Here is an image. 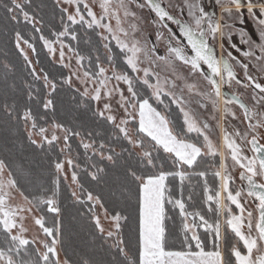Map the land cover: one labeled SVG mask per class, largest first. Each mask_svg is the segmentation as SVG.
I'll use <instances>...</instances> for the list:
<instances>
[{"label":"snow or ice","instance_id":"6c2138e0","mask_svg":"<svg viewBox=\"0 0 264 264\" xmlns=\"http://www.w3.org/2000/svg\"><path fill=\"white\" fill-rule=\"evenodd\" d=\"M47 6L0 0V264H264V0Z\"/></svg>","mask_w":264,"mask_h":264},{"label":"trees","instance_id":"16d2710c","mask_svg":"<svg viewBox=\"0 0 264 264\" xmlns=\"http://www.w3.org/2000/svg\"><path fill=\"white\" fill-rule=\"evenodd\" d=\"M36 2L39 3L40 0H36ZM46 3L48 6L44 8L43 12H41V15L44 16L45 22H46V27L44 28L45 35L48 34V27H54L58 25V19L56 17L59 12L58 9H53L52 0H46ZM2 17H3V10L0 9V59H2L4 55L7 53L9 57L12 59V61L16 63L17 67L21 68V71L19 72L18 75L26 76V72L23 71L22 69V66H23L22 57L18 55V51L13 47L12 43L10 42L12 25L7 26L8 36L6 37L4 35L5 26H4ZM21 31L24 33L26 38L35 35L31 31L30 28H27L24 26H21ZM34 42L36 43L37 49L39 51L42 66H44L45 68L51 69L52 65L49 64L50 57H47L45 55L46 49H41L40 47L41 42L39 41H34ZM173 116L175 117V122L177 126H179V124L182 123V116L179 114L178 111H174ZM199 192H200V189L197 188L196 189L197 196H199ZM60 200H61L62 207L64 208V216H63L64 223L66 227L71 228V232H72L71 246L72 248H76L77 250H79V247L82 246L83 242L89 239V237L87 236V232L90 229H89V226L85 222L81 221L79 217L77 216V209L79 206L73 204L67 183H62L61 185ZM127 211L130 213V215L133 218L132 229H134L135 227L134 221H135V216H136V204H135L134 196L132 198V201L130 202L129 207L127 208ZM176 219L178 223V218ZM132 229H129L126 231L132 237V243L134 244L135 243V233H134V230ZM67 243L68 241L66 239V244Z\"/></svg>","mask_w":264,"mask_h":264},{"label":"rangeland","instance_id":"374dc122","mask_svg":"<svg viewBox=\"0 0 264 264\" xmlns=\"http://www.w3.org/2000/svg\"><path fill=\"white\" fill-rule=\"evenodd\" d=\"M160 2H161L163 5H167V4L169 3V0H160ZM97 10H98V9H97ZM142 15H143V17H144L145 20L149 21V24L144 25V26L148 29V31H152L153 29H152V25H151L150 22H151L152 19L154 18V15H155V14L152 13V12H150V10L146 7V8L143 10ZM113 23H114V21H113ZM141 23L143 24V21H141ZM169 26L173 29V31H176V30H177L175 25H171V24H170ZM155 27H156V28H159V25H156ZM245 27H247L248 30L251 31V30L254 28V24L252 23V21L248 20V21L246 22ZM233 39L236 40V41L238 42V38H237V37L234 36ZM113 43H115V42L113 41ZM29 55H30V56H34L35 54L29 53ZM243 98H244L245 100H247V97H246V96L243 97ZM173 107H175V106H173ZM213 140H214V142H215V140H216L215 135L213 136ZM17 202H19V201H17ZM26 223H27V226H28L30 229L33 230V234H34L35 229H34L32 223H31V221L29 220V221H27Z\"/></svg>","mask_w":264,"mask_h":264},{"label":"crops","instance_id":"0c3cea01","mask_svg":"<svg viewBox=\"0 0 264 264\" xmlns=\"http://www.w3.org/2000/svg\"><path fill=\"white\" fill-rule=\"evenodd\" d=\"M216 141V140H215Z\"/></svg>","mask_w":264,"mask_h":264}]
</instances>
